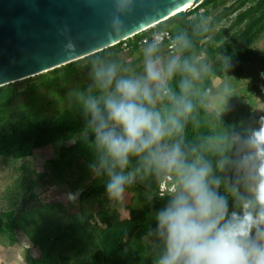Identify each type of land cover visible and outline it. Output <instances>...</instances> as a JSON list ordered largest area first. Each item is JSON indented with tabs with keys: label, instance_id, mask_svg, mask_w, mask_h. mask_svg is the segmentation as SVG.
<instances>
[{
	"label": "trees",
	"instance_id": "16d2710c",
	"mask_svg": "<svg viewBox=\"0 0 264 264\" xmlns=\"http://www.w3.org/2000/svg\"><path fill=\"white\" fill-rule=\"evenodd\" d=\"M164 30H169L175 39L187 38L188 47L180 45V59H187L199 70L189 97L193 111L184 124L182 147L190 158L202 156L210 161L214 174L222 180L230 183L234 179L235 162L244 141L262 124L253 131L240 129L235 119L228 118L227 111L210 112L207 106L213 78L226 79L229 71L241 78L242 70L256 65H262L264 73V56L256 49L264 36V0H205L198 8L138 36L129 43V52L120 43L81 60V64L71 63L27 79L22 87L16 83L0 88V158L21 161L32 158L40 149L58 150V158L50 162L51 173L47 169L40 173L30 169L33 177L28 174L31 178H22L23 207L0 214L1 235L15 234L27 226L34 247L41 251L31 264H154L151 243L145 237L155 228L153 217L166 203L173 178L145 170L133 157L128 170L135 172L142 183L126 187L125 193L135 195L130 204L110 201L100 178L86 184L92 175L89 164L95 158L94 137L89 133L85 139V122L76 92L88 89L92 69L100 63L118 64L121 74L136 73L148 46L141 44L142 40ZM124 53L139 59L127 64L122 59ZM158 54L163 59L171 58L165 47L159 48ZM235 65L236 72L232 71ZM140 70L143 66L137 73ZM181 79L178 72L169 87L179 92ZM234 102L229 103L230 108ZM157 109L167 115L172 105L164 100ZM22 169L29 172L27 164ZM166 177L170 181H165ZM48 178L52 184L63 183L70 193L78 194L83 213L69 217L62 207L39 203L35 191ZM162 184L167 186L164 192ZM220 190L229 196L232 210L226 186L222 184ZM133 201L139 205H132ZM96 203H100V211L86 212V205Z\"/></svg>",
	"mask_w": 264,
	"mask_h": 264
},
{
	"label": "clouds",
	"instance_id": "9594fccd",
	"mask_svg": "<svg viewBox=\"0 0 264 264\" xmlns=\"http://www.w3.org/2000/svg\"><path fill=\"white\" fill-rule=\"evenodd\" d=\"M176 43L188 47L185 36ZM158 53V41L144 49L142 74H121L116 63L94 65L92 84L79 94L85 139L94 137L91 174L104 181L114 202L123 201L135 180L128 170L133 157L145 170L173 178L166 203L153 217L155 228L145 237L154 264H264V118L244 141L232 182L222 180L210 161L190 158L182 147L199 70L178 56L165 63ZM178 72L176 92L169 81ZM164 100L172 105L167 115L157 109Z\"/></svg>",
	"mask_w": 264,
	"mask_h": 264
},
{
	"label": "water",
	"instance_id": "95a60500",
	"mask_svg": "<svg viewBox=\"0 0 264 264\" xmlns=\"http://www.w3.org/2000/svg\"><path fill=\"white\" fill-rule=\"evenodd\" d=\"M204 1L0 0V88L84 60Z\"/></svg>",
	"mask_w": 264,
	"mask_h": 264
},
{
	"label": "rangeland",
	"instance_id": "374dc122",
	"mask_svg": "<svg viewBox=\"0 0 264 264\" xmlns=\"http://www.w3.org/2000/svg\"><path fill=\"white\" fill-rule=\"evenodd\" d=\"M256 49L259 54L264 56V36L257 44ZM122 59L127 64H130L135 62L136 59H139V57H132L129 53H124ZM82 61L79 63H83ZM163 61L166 63L168 57L163 59ZM143 63L137 67L136 73L134 74L143 73V70L137 73L138 69L143 66ZM236 66H234L232 71H238ZM262 68V65L246 68V70H242L241 78H237L231 71L228 74L226 73V79L213 78L214 88L207 106L209 111L219 114L227 111L228 118L235 119L240 129L253 131L256 127H260L262 124L261 119L264 118V73L261 70ZM17 85L22 87L24 86V82H19ZM80 92H76L77 100L79 99ZM236 96H238L237 99ZM231 101H235L233 108L229 107ZM69 145H72V143ZM57 158L58 150L54 147L37 150L32 158L26 160L13 161L0 158V214L14 209L17 210L18 207H23L22 178L28 179L33 177L30 169L38 173L47 169L48 173H51L50 162ZM23 164L29 166V172L23 171ZM133 173L135 174L133 183L141 184L142 180H140L135 172ZM34 178L37 177L35 176ZM88 179L86 184L92 183L97 178L91 175ZM164 180L170 181V178L166 177ZM39 185V188L35 191L39 197V203L43 202L45 205L53 204L62 207L69 217H75L83 213L79 195L70 193L67 185L63 183L60 186L54 185L49 178L42 180ZM166 189V184H162L161 191H166ZM134 196L131 193H124L122 204H130ZM70 197H75V199H70ZM132 205L136 206L139 203L133 201ZM86 207V212L91 210L98 212L101 210L100 203H96L93 206L89 204ZM45 211L46 209H44ZM95 221L98 223L97 220ZM26 227L22 226L15 234H0V264H31L33 259L40 256L41 251L34 247V243L29 237Z\"/></svg>",
	"mask_w": 264,
	"mask_h": 264
},
{
	"label": "built area",
	"instance_id": "2783aa9c",
	"mask_svg": "<svg viewBox=\"0 0 264 264\" xmlns=\"http://www.w3.org/2000/svg\"><path fill=\"white\" fill-rule=\"evenodd\" d=\"M157 26L158 25L151 27V28H148V29L138 33L137 35H134V36L122 41L121 44H123L125 51L129 52L131 50V46L129 45V43L131 41H134L138 36L143 35L144 33H148L152 29H156ZM154 41L159 42V48L165 47L166 51H168L170 53L171 58L173 56L180 57V44L176 43V39L173 37L172 33L169 30H164V31H160V32L158 31V32L152 33V34L148 35L147 38L143 39L141 44L148 45Z\"/></svg>",
	"mask_w": 264,
	"mask_h": 264
},
{
	"label": "bare ground",
	"instance_id": "6f19581e",
	"mask_svg": "<svg viewBox=\"0 0 264 264\" xmlns=\"http://www.w3.org/2000/svg\"><path fill=\"white\" fill-rule=\"evenodd\" d=\"M194 9V6H192V7H184V8H182V9H180L179 11H177L175 14H173L172 15V17H174V16H176V15H178V14H180V13H183V12H189V11H191V10H193ZM171 17V18H172ZM171 18H169V19H171ZM154 26V25H153ZM153 26H151V27H153ZM155 26H156V24H155Z\"/></svg>",
	"mask_w": 264,
	"mask_h": 264
},
{
	"label": "crops",
	"instance_id": "0c3cea01",
	"mask_svg": "<svg viewBox=\"0 0 264 264\" xmlns=\"http://www.w3.org/2000/svg\"><path fill=\"white\" fill-rule=\"evenodd\" d=\"M218 79V78H217Z\"/></svg>",
	"mask_w": 264,
	"mask_h": 264
}]
</instances>
